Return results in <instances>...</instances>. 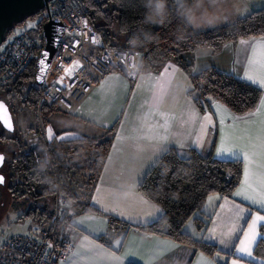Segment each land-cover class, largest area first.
I'll list each match as a JSON object with an SVG mask.
<instances>
[{"label":"crops","instance_id":"obj_1","mask_svg":"<svg viewBox=\"0 0 264 264\" xmlns=\"http://www.w3.org/2000/svg\"><path fill=\"white\" fill-rule=\"evenodd\" d=\"M264 8V0H222L221 19L211 26L192 31L205 32L231 25L254 11ZM241 41H248L242 44ZM255 49V51H253ZM264 38L242 39L227 43L218 53L199 50L193 63V73L214 68L250 83L262 90L255 111L245 116L234 115L219 102H211L200 111L187 92L192 88L185 72L177 64L167 62L158 73L140 72L131 82L117 70H109L89 79V90L80 103L56 105L38 127L36 111L20 116L16 125L19 139L34 127L43 142H69L82 138L110 140V146L87 204L98 213L73 211L70 219L69 243L71 254L60 264H262L261 259L236 251L239 239L254 215H264V207L245 200L235 193L244 181L247 164L253 173V188L257 198L261 191L260 177L264 175V112L259 111L264 100L261 60ZM253 75L256 80H248ZM121 95L127 106L122 112ZM123 103V102H122ZM16 109V108H15ZM13 109L12 111H16ZM12 113V112H11ZM27 116V117H26ZM209 117L205 120V117ZM167 118L168 127L161 125ZM31 138V137H30ZM40 144V145H41ZM222 144L237 153L235 157L219 154ZM180 156L190 150L212 155L223 161L242 163L240 183L230 198L206 199L203 214L198 217L204 227L198 230L190 220L183 231L196 241L215 245L213 256L193 247L156 234L141 231L162 215L160 208L138 190L145 173L169 149ZM247 154V160L244 159ZM153 161H155L153 163ZM153 166L149 169L148 166ZM236 206L245 212L238 218ZM123 223L109 245L99 239L109 232V218ZM264 233V227H258ZM264 240V236L261 238Z\"/></svg>","mask_w":264,"mask_h":264},{"label":"trees","instance_id":"obj_2","mask_svg":"<svg viewBox=\"0 0 264 264\" xmlns=\"http://www.w3.org/2000/svg\"><path fill=\"white\" fill-rule=\"evenodd\" d=\"M83 3L90 23L102 34L106 44L132 49L139 54L141 72L158 73L167 62H173L182 68L192 87L187 94L200 111H206L213 101L223 104L236 116L249 115L255 111L263 93L260 88L211 67L193 73V63L199 50L205 49L215 54L227 43L264 38V8L218 29L196 33L189 28L185 31L184 38L178 39L180 24L175 15L174 0H169V18L162 25L144 23L145 9L142 0H83ZM13 28L8 31L7 36ZM141 30L151 33L153 39L134 47L130 40L139 35ZM34 70V66H30L15 84L1 91L0 95L4 93L15 96L21 92L25 81H34ZM33 91L24 107L35 111L34 99L37 101V97L36 90ZM54 107H42L39 112L36 111L39 118L41 115L43 124ZM5 142L8 149L14 150L8 161L10 180L7 193L15 206L19 205V200L25 203L24 217L31 218L34 225L48 219L56 196H63L70 201L72 211L98 213L87 201L107 155L109 139L101 142L94 138L43 142L38 147L29 148L26 144H21L19 134L13 133L8 134ZM87 142V147L94 150L96 160L89 161L90 166L86 163L87 171L93 177L85 182L87 200L86 203H81L76 194L81 176L78 174V166L69 161V155L77 151L80 147L78 144ZM241 175L242 163L239 160H217L210 154L201 155L196 150H190L187 156L182 157L174 148H169L138 187L144 197L160 208L162 215L155 222L139 229L168 237L213 256L218 253L215 245L194 240L183 231V227L191 220L201 230L204 224L198 216L203 214L206 199L210 195L230 198L240 183ZM123 225L110 217L109 232L99 240L109 245L114 232ZM253 255L264 261V240L257 242Z\"/></svg>","mask_w":264,"mask_h":264},{"label":"built area","instance_id":"obj_3","mask_svg":"<svg viewBox=\"0 0 264 264\" xmlns=\"http://www.w3.org/2000/svg\"><path fill=\"white\" fill-rule=\"evenodd\" d=\"M43 12L46 22L51 23L55 52L42 84H30L36 90L38 112L42 107L82 102L89 90V79L109 70L120 71L131 82L137 80L141 72L139 54L106 44L90 23L83 0H50ZM44 46L42 30L39 36L25 31L1 45L0 92L15 84L30 66L36 72ZM72 213L69 201L56 196L47 220L36 224L32 231L11 235L2 242L0 264L65 262L71 254Z\"/></svg>","mask_w":264,"mask_h":264},{"label":"rangeland","instance_id":"obj_4","mask_svg":"<svg viewBox=\"0 0 264 264\" xmlns=\"http://www.w3.org/2000/svg\"><path fill=\"white\" fill-rule=\"evenodd\" d=\"M46 22L45 14L44 12H40L39 14L25 20L21 24L14 26L13 30L9 34V36L6 37L3 44L11 39L15 35H19L23 32H29L31 34H35L36 36H39L41 34L42 26ZM2 44V45H3ZM1 47V46H0ZM34 72V76H35ZM32 80L25 81L23 83V88H21V92L17 93L15 96H9L7 94L2 93L0 95V101H4L8 106L10 111L12 112V119H13V125H14V131L12 133L5 132V130L2 128L0 124V156L3 157L0 167V177H3V183L0 185V246L2 242L9 236L14 234H24L29 231H32L35 228L34 222L31 218L24 217V214L26 213V205L23 203L22 200H19V205H14V201L11 199L9 193H7V185L9 183V171H8V161L11 159L12 154L14 150L8 149V144L5 142L6 137L8 138V134H17L16 125L20 123L21 119L20 116H23L24 114L30 113L29 110L23 109L25 101L27 102L30 92L33 91L30 87ZM34 92V91H33ZM18 97V98H17ZM37 107V101L36 98L34 99ZM121 110L122 112L126 109L127 106V98L125 96L123 100V95H121ZM72 103V102H69ZM16 108V109H15ZM15 109L16 111H12ZM37 111V109H34ZM27 117V116H26ZM25 119V116H24ZM22 119V121H24ZM21 121V122H22ZM43 125V120L40 115L39 121H38V127ZM38 132V129L34 127L32 129H28L23 132V136L26 138L25 141H22L21 144H26L29 148L32 147H38L41 144V139L36 136V133ZM31 137V138H30ZM104 139H99L98 141L101 142ZM88 142L87 143H80L77 146V151L74 154L69 155V161L74 164L75 166H78L79 168V175L81 176V179H79L77 187L78 190L76 191V194L78 195V200L81 203H86V191L87 188L85 187V182L89 180L92 176V173H89L87 171L88 165H91L89 161H95L96 155L94 153V150L92 148H88ZM17 202V201H16ZM70 203V201H69ZM69 218V224H70Z\"/></svg>","mask_w":264,"mask_h":264},{"label":"clouds","instance_id":"obj_5","mask_svg":"<svg viewBox=\"0 0 264 264\" xmlns=\"http://www.w3.org/2000/svg\"><path fill=\"white\" fill-rule=\"evenodd\" d=\"M222 0H174L173 7L180 27L177 38L183 39L187 29H199L211 26L221 19L220 4ZM145 9L144 23L162 25L169 18V0H142ZM142 37V39H141ZM153 39L151 33L141 30L139 35L130 40V44L140 46Z\"/></svg>","mask_w":264,"mask_h":264},{"label":"water","instance_id":"obj_6","mask_svg":"<svg viewBox=\"0 0 264 264\" xmlns=\"http://www.w3.org/2000/svg\"><path fill=\"white\" fill-rule=\"evenodd\" d=\"M49 1L50 0H0V46L5 41L8 31L12 29L13 26L21 24L26 19L37 15L42 10H46ZM42 31L45 38V46L37 62L36 75L34 77V81L37 85L42 84L50 66V60L55 52V45L51 37V23L45 22L42 26ZM0 104L3 105V108H0V124L6 132L12 133L14 131L12 113L9 106L4 101H0ZM0 185H2V183H0Z\"/></svg>","mask_w":264,"mask_h":264},{"label":"snow or ice","instance_id":"obj_7","mask_svg":"<svg viewBox=\"0 0 264 264\" xmlns=\"http://www.w3.org/2000/svg\"><path fill=\"white\" fill-rule=\"evenodd\" d=\"M242 44L248 43V41H241ZM255 51V49H253ZM261 68L262 74L258 77L259 83L264 85V53H262V60H261ZM248 80H256L257 77L253 75H249L247 77ZM0 108H3V105L0 104ZM259 111L264 112V100L261 101ZM209 117H205V120H208ZM162 128H167V118H165V122L161 125ZM219 154H226L229 157L237 156V153L233 151L232 148L225 146L222 144L221 148L218 150ZM247 154H245L244 159L247 160ZM3 157L0 156V162H2ZM155 161H153L154 163ZM153 165L150 164L148 168L150 169ZM146 175V173H145ZM244 181L241 183L240 189L237 190L235 193L236 196H240L245 200L251 201L254 204H259L261 207H264V175L260 177V184L262 186L261 191L259 193V197L255 193V189L253 188V173L251 172L249 166L245 165L244 170ZM0 183H3V177H0ZM217 199V197H209V201ZM238 218H242L245 212V209L240 206H236ZM258 227H264V215H254L251 218V222L248 223L247 229L242 230L244 231L243 238L239 239V245L236 247V251L242 255L248 256L250 258L255 259L253 252L257 242L264 236V233L258 231ZM233 264H236L233 261ZM264 264V262H262Z\"/></svg>","mask_w":264,"mask_h":264},{"label":"bare ground","instance_id":"obj_8","mask_svg":"<svg viewBox=\"0 0 264 264\" xmlns=\"http://www.w3.org/2000/svg\"><path fill=\"white\" fill-rule=\"evenodd\" d=\"M52 204H53V203H52ZM52 204H51V205H52Z\"/></svg>","mask_w":264,"mask_h":264}]
</instances>
